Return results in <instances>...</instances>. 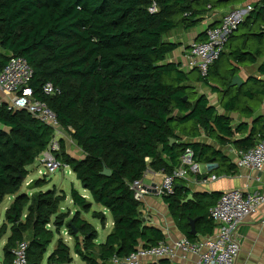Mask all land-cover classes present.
Instances as JSON below:
<instances>
[{
  "label": "trees",
  "instance_id": "16d2710c",
  "mask_svg": "<svg viewBox=\"0 0 264 264\" xmlns=\"http://www.w3.org/2000/svg\"><path fill=\"white\" fill-rule=\"evenodd\" d=\"M221 4L218 0H0V70L12 56L26 60L32 71V97L55 113L61 129L81 154L71 156L60 139L58 158L89 192L91 201L107 209L113 220L111 231L97 244V231L81 217L90 211L92 202L75 189L70 196L78 210L72 215L68 210L59 211L65 195L54 187L30 195L20 192L29 173L26 167L46 149L54 131L26 110L8 109L3 104L0 204L5 196H15L0 226V238L7 229L10 232L2 264H12V250L21 241L27 242L26 264H42L47 247L63 227L74 239L73 252L85 264H110L113 255L126 256L139 245L150 247L163 241L160 230L145 225L140 202L129 184L142 179L147 169L171 174L187 148L196 162L212 164L210 171L235 173V166L221 152L197 142H180L183 137L199 135V128L221 143L240 133V127L232 128L229 118L217 114L207 98L197 95L187 83L202 81L219 93L226 110L244 112L240 100L246 101L253 93L235 87L234 95H229L237 68L229 65L224 55L238 27L264 15V0L251 5L205 77L199 73L193 76L183 71L180 63L168 61V55L181 46L168 34L195 28L207 5ZM151 7L155 11H150ZM228 49L227 59L231 56L240 64L253 61L243 47ZM212 81L216 87L210 85ZM46 83L57 87L59 93L45 95L42 88ZM259 92L264 94V88ZM254 134L253 127L248 137L239 141L242 151L256 144ZM104 168L109 175L101 173ZM48 182L46 177L37 178L30 189H40ZM186 197L183 181H176L173 193L162 200L188 239L196 237L189 234L188 220L193 218L196 233L210 234L208 210L213 204L209 206L204 195H192L182 202ZM92 217L104 223L102 212H92ZM71 261L69 246L58 237L45 264Z\"/></svg>",
  "mask_w": 264,
  "mask_h": 264
},
{
  "label": "crops",
  "instance_id": "0c3cea01",
  "mask_svg": "<svg viewBox=\"0 0 264 264\" xmlns=\"http://www.w3.org/2000/svg\"><path fill=\"white\" fill-rule=\"evenodd\" d=\"M218 1L222 2V4L215 5V7L212 8L207 5L206 13L204 14L201 22L195 28L187 32L175 30L174 32L177 33L178 38L171 39V41L173 42L181 43V46L176 48L171 54L168 55V61L180 63V68L185 72L191 73V75L193 76H197L198 71L195 68L185 66L189 43L193 41L197 42L201 40V38L204 40V29L206 27L218 25L221 17L228 11L235 8L244 7L246 5H257L262 0ZM261 27H264L263 14L257 15L255 18L250 19L249 23L247 22L246 24H241L231 38L230 47H228H243L245 51L251 54V56L253 57L252 62H245L240 64L235 62L231 56H228L227 59V53L229 50L228 48L225 51L224 55L225 61L228 60L229 65L237 68L236 75L242 82L239 86H231L229 83V85L232 87V89L229 90V95H234L236 88H243L244 91L249 90L251 93H253V96L251 98H246V101L244 99L240 100L239 107L241 105V108L245 109L243 110L244 112H241L240 109L234 111L226 110L223 107V101L220 100L219 93L213 91L211 87H209V85L204 84L202 81L192 80L187 83L188 85L194 87L197 95H204L207 98L208 105L214 107L217 114L229 118L232 128L240 127V133H236L228 137L223 143L209 136L203 128H199V135L195 137L181 138L180 142H197L212 147L213 149L221 152L229 160V162L235 166L234 174H216L215 171H210V169L204 175L191 174L187 181H183V185L185 186L187 195L190 194L191 197L192 195H204L209 202V206H211L212 204L214 205V202L217 200L220 193L229 189H240L248 193L264 194V167L261 169V171H255L245 167L237 168L235 165L238 155L240 154V152H242V147H240L239 141L248 137L253 127L255 129V134L253 135L254 141L257 143L261 139H264V106L262 103L264 94H261L259 92L264 88V29L261 30ZM214 82L215 81L209 82L212 87L217 86V84ZM199 86L206 88L207 91H200ZM0 98H2L3 101L7 99V97L2 95L1 93ZM244 105L248 108V110L244 107ZM66 152L69 153L70 151L66 149ZM71 156H73L74 158L80 157L81 154L79 149L77 151V155L73 154ZM32 165L33 164L27 166L26 169L28 171L31 170L30 167ZM34 169H36V167ZM69 172L70 169H68L67 173ZM163 175L164 174L161 172H155L151 169H147L144 172L143 178L141 180L144 185H154L162 179ZM26 177H29L26 184L35 180V178L30 177V172ZM47 179L49 180V183L44 186V188L47 187L46 189L40 188L31 190L44 191L54 187L57 191H62L65 195V199L59 204V211L65 212L68 210L70 212V215H72V213L78 210V208L72 203V199L70 196L71 189H75L81 196L91 201L89 192L81 187L78 180L76 181V183H71V188L67 193L65 192V190H63L62 187H60V183L53 182L52 178ZM201 179H206V181H202ZM20 192L25 191L20 189ZM14 196L15 195H7L3 198V201L5 199L8 201L6 206H4L5 210L7 206H9V204L13 201ZM3 201L1 202V204L3 203ZM91 202L92 205L90 211L88 213H82L81 217L82 219L90 223L97 231V238L95 239V242L99 244L104 241L106 235L111 231L113 220L107 209L99 204L94 203L93 201ZM92 212H102L105 218L104 223L101 224V220L92 217ZM140 214L145 225L152 226L160 230L164 237L163 241H165L169 245H173L174 242L181 237L187 238L184 235V232L178 228L175 220L168 210L167 204L162 200V198L157 197L152 192L144 195L142 200L140 201ZM91 219L100 221L101 237H99L97 227H95L93 223L89 221ZM193 219H195L196 222V218ZM1 222H4V217L2 218L0 214V223ZM218 226V223L212 221V231L210 234L203 235L201 233H196L195 239H187L194 242L204 237L212 236L218 229ZM62 229L65 230V227H63ZM9 233V229H7L6 233L0 238V264H2L3 261V246L7 240ZM237 233L239 235L240 247L238 256L236 258V264H264V205L259 206L254 212L245 217V219L237 226ZM57 239L58 236L56 238V242ZM98 240H100V242H97ZM63 241L65 242L64 239ZM73 244L74 241L72 240V247L68 245L70 248L71 258ZM49 246L47 247L42 264H45L47 256L52 252L56 244L52 249H49ZM174 249L175 250L172 259L165 257L158 260H151L147 264H157V262L161 260L167 261L168 264H172L175 262H181L184 264L194 263L196 257L193 254L181 252L180 249ZM73 255L77 256L75 253Z\"/></svg>",
  "mask_w": 264,
  "mask_h": 264
},
{
  "label": "built area",
  "instance_id": "2783aa9c",
  "mask_svg": "<svg viewBox=\"0 0 264 264\" xmlns=\"http://www.w3.org/2000/svg\"><path fill=\"white\" fill-rule=\"evenodd\" d=\"M251 9V5L232 9L221 17L218 25L206 27L204 40L189 43L185 66L195 68L199 75L205 77L209 66L223 50L227 37L237 29L239 23L244 21ZM149 10L155 11V7H151ZM31 75V68L24 58L10 57L0 70V93L7 97L4 101L0 98V106L4 104L8 109L26 110L53 129L54 137L36 158L38 164L41 165L38 171L40 175L45 171L69 169L68 165L57 156L60 153L59 138L67 134L61 129L55 113L44 102L32 97L29 87ZM42 91L48 96L59 93V89L51 83L43 85ZM179 159L180 165L171 174H164L162 179L154 185H144L141 179L132 181L129 184V189L135 200L140 202L144 195L151 192L159 198L168 196L173 193L176 181H187L191 174L204 175L212 167V164L196 162L192 151L188 148ZM235 165L237 168L245 167L261 171L264 167V139H261L249 150L240 152ZM201 180L206 181V179ZM261 205H264L263 193H248L240 189L223 191L216 203L208 210V217L219 225L212 236L194 242L181 237L173 245H169L165 241H159L150 247L139 245L126 256L113 255L109 259V263L147 264L151 260L165 257L172 259L174 248H176L181 252L193 254L196 257L193 264H236L240 247L237 226ZM26 249V241H21L16 245L12 250V264H26ZM172 264L184 263L175 262Z\"/></svg>",
  "mask_w": 264,
  "mask_h": 264
},
{
  "label": "rangeland",
  "instance_id": "374dc122",
  "mask_svg": "<svg viewBox=\"0 0 264 264\" xmlns=\"http://www.w3.org/2000/svg\"><path fill=\"white\" fill-rule=\"evenodd\" d=\"M177 36H178L177 33L174 32V31H171L168 34V38L170 40L171 39H177L178 38ZM199 90L200 91H207V89L204 88V87H202V86H199ZM57 137H59V135H57ZM60 139H63V141L65 143L66 149H68L70 151L69 152L70 155H73V154H76L77 155L78 148L75 146L74 142L71 141V139H70V137L68 135H65L64 137H60L59 140ZM34 162L35 163H33V165L30 167L31 170H29L30 177H33L35 179L36 178H42V177H46V178H49V179L52 178L53 182L60 183V187H62L63 190H65V192H67V193L69 192V190L71 188V183L72 182H75L76 183V181H77L76 178H75L74 173L71 170H70L69 173H67L68 169H56L53 172L45 171L44 174L40 175L38 173V171L40 170L41 165L38 164V160L37 159ZM35 167H36V169H34ZM28 178L29 177H26V179L23 180L20 189L24 190L25 193L28 192L27 194L30 195L35 190H31L30 189L31 182L28 183V184H26V182H28L27 181ZM42 188L43 189H46L47 187H45V188L42 187ZM7 202L8 201L5 199L3 201V203L1 204V206H0V214H1V217L2 218L4 217V211H5L4 206H6ZM89 221H91L93 223V225L95 227H97V230H98V233H99V237H101V224H100V221L99 220H95V219H91ZM61 231H60L59 235H56V234L54 235L53 241L50 244L49 249H52L54 247V245L56 244V238H57V236L58 237H61L62 239H64L65 240V243L67 245H70L72 247V240L74 241L73 237H70L64 229H61ZM67 236L70 237V238H68ZM97 242H100V240H98ZM73 254H74L73 251H71V255H72V258L73 259H72V261L69 264H85V262L82 261L79 256H74Z\"/></svg>",
  "mask_w": 264,
  "mask_h": 264
},
{
  "label": "water",
  "instance_id": "95a60500",
  "mask_svg": "<svg viewBox=\"0 0 264 264\" xmlns=\"http://www.w3.org/2000/svg\"><path fill=\"white\" fill-rule=\"evenodd\" d=\"M224 1H229V0H224ZM241 83L242 82H241V80L239 79V77L237 75H235V76H233L231 78V81H230V85L231 86H234V85L239 86V85H241ZM184 99H186V98L184 97ZM262 103H263V106H264V98H263V102ZM170 142L172 143L173 139H170ZM101 173L103 175H109L110 171L108 169L104 168ZM191 198L192 197L189 194V195H187V197L182 202H187ZM194 223H195V219H189L188 220V224H189V227H190L189 234H191V235H195L196 234Z\"/></svg>",
  "mask_w": 264,
  "mask_h": 264
}]
</instances>
